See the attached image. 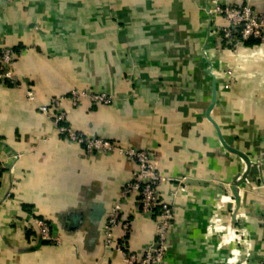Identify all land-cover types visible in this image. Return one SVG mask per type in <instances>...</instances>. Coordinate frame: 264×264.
Masks as SVG:
<instances>
[{
	"label": "crops",
	"instance_id": "1",
	"mask_svg": "<svg viewBox=\"0 0 264 264\" xmlns=\"http://www.w3.org/2000/svg\"><path fill=\"white\" fill-rule=\"evenodd\" d=\"M252 4L264 11V0ZM212 5L0 0V47L13 49L17 78L0 81V159L7 162L0 171V264H120L102 238L117 202L130 223L126 249L141 255L154 239L157 217L143 214L135 198L119 199L135 163L118 153H86L38 111L75 88L104 91L113 101L65 106L73 128L145 149L171 178L160 188L173 209L166 264H264V46L249 40L233 52ZM213 91L210 118L226 146L250 162L237 205L231 184L246 164L206 117ZM32 217L51 222L61 244L42 241Z\"/></svg>",
	"mask_w": 264,
	"mask_h": 264
},
{
	"label": "built area",
	"instance_id": "2",
	"mask_svg": "<svg viewBox=\"0 0 264 264\" xmlns=\"http://www.w3.org/2000/svg\"><path fill=\"white\" fill-rule=\"evenodd\" d=\"M253 0H242L240 5H231L211 0L210 11L220 17L224 24L216 27L224 43L236 52L245 42L255 39L264 46V11L253 8ZM14 51L9 46L0 47V81L16 82L14 72ZM232 80L228 74L225 87L228 88ZM25 96L30 102L35 101V93L30 85L25 86ZM84 101L90 105H109L113 98L104 91H94L89 88H75L58 95L38 106V111L51 123L53 129L70 143L81 146L90 155L95 153H118L135 163L133 176L126 181L120 191L119 199H136V206L145 215H155L156 227L153 241L146 247L141 255L126 249L125 239L130 230V223L121 218L120 203H114L108 213L103 228L104 251L117 252L121 255L120 264H166V238L168 229L173 220V209L170 203L160 196V188L170 177L161 175L149 161V153L145 149L132 146H121L118 143L102 137L88 136L73 128L67 118L66 107H80ZM16 157V156H14ZM7 162L0 159V171L6 167ZM35 229L44 242L60 245L61 236L53 224L46 219L32 217L29 224ZM119 229L116 236L115 229Z\"/></svg>",
	"mask_w": 264,
	"mask_h": 264
},
{
	"label": "water",
	"instance_id": "3",
	"mask_svg": "<svg viewBox=\"0 0 264 264\" xmlns=\"http://www.w3.org/2000/svg\"><path fill=\"white\" fill-rule=\"evenodd\" d=\"M214 100H215V91H213L212 102H211L210 106L208 107V109L206 110V117H207L208 120L211 121V122L213 123V125L215 126V128H216V130H217V133H218V136H219V138H220L222 144H223L228 150H230V151H232V152H235V153H238L239 155H241V157H243V159L245 160V164H246V169H245L243 175H242L241 177H239V175H238V176L233 180V182H232V184H231V190H232L233 196L235 197V204L237 205V204H238V194H237L236 189H237V186H238V182H239L240 178H244V177H245V175H246V173H247V171H248V168H249L250 162H249V160H248V157H246V155H243L241 152H239V151H237V150H235V149H233V148H231V147L226 146V144H225L224 141L222 140V138H221V134H220V132H219V130H218L217 125L212 121V119L210 118V115H209V112H210V110H211V108H212V106H213Z\"/></svg>",
	"mask_w": 264,
	"mask_h": 264
},
{
	"label": "trees",
	"instance_id": "4",
	"mask_svg": "<svg viewBox=\"0 0 264 264\" xmlns=\"http://www.w3.org/2000/svg\"><path fill=\"white\" fill-rule=\"evenodd\" d=\"M250 40H254L256 43H258V41L257 40H255V39H250ZM249 41V40H248Z\"/></svg>",
	"mask_w": 264,
	"mask_h": 264
}]
</instances>
